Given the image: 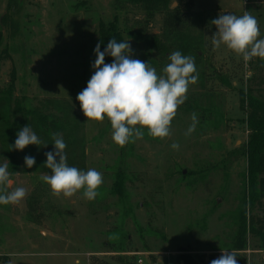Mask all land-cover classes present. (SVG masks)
<instances>
[{
  "label": "rangeland",
  "instance_id": "1",
  "mask_svg": "<svg viewBox=\"0 0 264 264\" xmlns=\"http://www.w3.org/2000/svg\"><path fill=\"white\" fill-rule=\"evenodd\" d=\"M169 1L167 10L149 18L141 6L114 0H0V29L9 6L19 24L13 38L10 23L3 29L10 51L0 64V96L14 75V98L63 123L39 128L63 137L68 165L96 169L104 181L89 201L83 190L54 196L41 179L50 170L27 172L23 163L15 173L8 170L14 181L8 191L24 187L27 195L18 204H0V264H181L182 253L204 264L228 251L247 171L248 110L239 95L243 90L264 99V60L245 62L223 44L214 48L211 21L248 11L264 38V0ZM114 16L131 58L158 75L174 51L195 58L198 82L189 86L167 138H152L145 129L142 139L120 147L110 121H87L76 99L95 71L99 24ZM140 28L166 51L126 34ZM193 113L198 123L186 136ZM16 118L19 131L28 125L41 140L34 153L45 163L54 141L40 138L31 116L26 121L18 112ZM8 162L0 142V165ZM118 170L126 176L124 197L116 192ZM242 254L247 264L264 263V251L253 243Z\"/></svg>",
  "mask_w": 264,
  "mask_h": 264
},
{
  "label": "clouds",
  "instance_id": "2",
  "mask_svg": "<svg viewBox=\"0 0 264 264\" xmlns=\"http://www.w3.org/2000/svg\"><path fill=\"white\" fill-rule=\"evenodd\" d=\"M211 24L217 28L212 35L214 48L223 44L245 62L253 58L264 60V38H260L258 20L248 11L241 16L220 14ZM94 53L97 58L92 67L95 71L86 88L76 97L87 121L103 122L107 118L111 124L112 140L120 147L142 139L145 129L152 138L169 137L171 123L178 108L187 100L189 86L198 82L195 58L174 51L168 57L170 63L163 68V74L158 75L149 63L131 58L132 49L128 41L117 42L112 38L104 51L100 50L98 43ZM106 56L113 58L111 63H105ZM191 119L186 136L195 131L198 123L196 113ZM53 141L55 150L45 153L44 164L51 174H44L41 179L50 186L54 196L72 197L83 190L87 200H95L99 195L97 190L104 182L102 173L96 169L82 171L69 166L63 137L54 133ZM40 144L41 140L27 125L17 133L10 151L13 148L22 151L29 145ZM171 147L178 150L180 146L173 142ZM24 163L32 168L36 163L35 157L25 156ZM13 183L8 164L0 165V204H18L26 197L27 189L24 187L8 191ZM210 264H237L236 254L222 251V255Z\"/></svg>",
  "mask_w": 264,
  "mask_h": 264
},
{
  "label": "trees",
  "instance_id": "3",
  "mask_svg": "<svg viewBox=\"0 0 264 264\" xmlns=\"http://www.w3.org/2000/svg\"><path fill=\"white\" fill-rule=\"evenodd\" d=\"M117 4L131 3L141 6L147 13L149 18L153 17L156 12L163 11L169 8V0H114ZM9 6L8 11L1 18L0 29V64L8 58L9 47L4 39V27L10 23L12 30V38L15 37L19 24L13 18L14 11ZM99 38L100 50L104 51L110 39L114 38L117 42H126L124 31L121 29L119 19L114 16L108 22H100L99 24ZM129 37L133 38L137 43H145L152 46L153 49H164L166 46L158 40L156 36L150 35L145 32V29L128 30L126 33ZM113 58L111 56L105 57V63H111ZM14 75L9 84L8 89L1 92L0 96V142L2 151L8 158V170L15 173L21 170V164H24L25 171H32L37 169H47L44 167L43 162L39 160L34 153L36 145H29L24 150L10 151V145H14L17 133L19 132V125L17 123L16 115L18 112L24 114L25 120L28 121L31 116L32 121L38 126L45 124L47 121L51 122L52 128L63 127V123L50 117L40 115L38 111L26 105L19 98L13 97L14 89ZM240 101L242 105H246L247 114L243 118L247 129L249 131L248 140L246 143V157H247V171H246V184L245 192L242 197L241 205L235 215L236 231L233 236L232 242L227 248L229 252L236 254L237 264H247L245 256L242 254L250 243L254 244L255 250L264 251V99L256 98L243 90L240 91ZM36 129V128H35ZM41 131V130H40ZM42 132V131H41ZM39 132L40 138L47 142L53 140L50 132ZM65 139L69 140L66 135ZM71 144L70 142H67ZM25 156L35 157L36 163L32 168L26 167L24 163ZM51 171V170H50ZM118 182L116 185V192L124 197L123 183L126 178L124 173L120 170L117 171ZM258 211H263L260 215ZM181 264H200L191 254L182 253L179 255ZM212 259L204 264H210ZM264 264V263H262Z\"/></svg>",
  "mask_w": 264,
  "mask_h": 264
},
{
  "label": "crops",
  "instance_id": "4",
  "mask_svg": "<svg viewBox=\"0 0 264 264\" xmlns=\"http://www.w3.org/2000/svg\"><path fill=\"white\" fill-rule=\"evenodd\" d=\"M78 261V260H77Z\"/></svg>",
  "mask_w": 264,
  "mask_h": 264
}]
</instances>
